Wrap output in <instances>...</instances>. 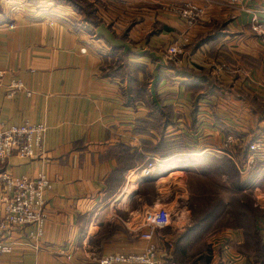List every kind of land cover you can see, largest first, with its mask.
Instances as JSON below:
<instances>
[{"label":"crops","instance_id":"1","mask_svg":"<svg viewBox=\"0 0 264 264\" xmlns=\"http://www.w3.org/2000/svg\"><path fill=\"white\" fill-rule=\"evenodd\" d=\"M111 1L133 3L128 28L106 11L92 28L69 11L18 0L1 7L0 122H43L47 131L42 156L13 153L0 174L44 172L51 187L41 239L31 240V226L8 232L12 251L0 264L139 254L137 230L157 208L169 223L153 232L156 264H264V212L252 218L253 193L264 207V148L253 159L259 170L246 163L248 144L264 139V0ZM186 1L201 13L193 25L169 10ZM181 37L184 50L166 57ZM12 77L24 88L7 98ZM149 157L156 161L141 178ZM212 175L224 178L223 193L207 179L197 199L193 182ZM3 196L0 184V215Z\"/></svg>","mask_w":264,"mask_h":264},{"label":"built area","instance_id":"2","mask_svg":"<svg viewBox=\"0 0 264 264\" xmlns=\"http://www.w3.org/2000/svg\"><path fill=\"white\" fill-rule=\"evenodd\" d=\"M178 15L187 25H191L200 16L199 8L185 2L178 10ZM252 19H254L252 17ZM52 24V22H51ZM180 43H174L166 48L169 56L180 52ZM5 70L0 69V88ZM22 82L12 77L6 86L5 96L11 98L17 91L23 90ZM47 125L43 122L23 121L21 124L5 125L0 122V163L13 153L21 158H36L42 156L43 141ZM264 148V139L258 138L248 144L249 156L246 163L251 164ZM155 157L149 159L140 168V177L149 175ZM139 177V179H140ZM0 184L3 190V213L0 215V256L12 251V243L7 240V233L31 226L33 232L30 238L33 242L39 241L43 235L45 214V194L51 184L44 172L38 173L34 178L25 175H14L3 171L0 174ZM142 227L138 228V238L146 244L139 254H109L98 258L96 264H156L155 246L152 243L153 231L168 225L169 214L164 208H157L143 216ZM68 259V256H65Z\"/></svg>","mask_w":264,"mask_h":264},{"label":"rangeland","instance_id":"3","mask_svg":"<svg viewBox=\"0 0 264 264\" xmlns=\"http://www.w3.org/2000/svg\"><path fill=\"white\" fill-rule=\"evenodd\" d=\"M10 1H14V0H0V10H1V7L2 6H5V4L6 3H9ZM18 1H22L21 3H23V5L25 4L24 6H26L28 8H33V7H37L38 5H40L39 7L41 9H45V10H49V9L52 10V9H54L55 11L57 10L58 11V14L60 16L64 15V12L65 11H69V12L75 14V19L74 18H71L70 20L74 19L75 22L76 21L77 22L81 21L82 23L84 22L86 24H90L92 28L93 27H97L98 25L103 26V11H106V12L110 13L114 17H117V14H118L119 17H124L123 21H120V23L121 22L122 23L125 22V24H121L124 27L123 30L125 28H128L132 24L131 23L132 20H135V18H134L135 15L133 14V12H134L133 6L134 5H133L132 2H120V3L117 4L116 1H111V0H109L108 2L103 1V0H69V2H70V4H69L68 2H66L64 0H39L38 2L36 0H18ZM186 2H189V1H186ZM184 3L185 2H175V3H172V4L168 5L169 6V10L171 11V13L172 14H175L181 20H183V19L179 17L178 10L180 8H182V5ZM189 3L192 4V5H194L196 8H198L195 4H193L191 2H189ZM135 7L138 8V4L137 3L135 5ZM170 7H171V9H170ZM200 17H201V13H200V16L195 20V22L193 24L197 23L198 22V19ZM51 22L53 23V20L52 19H48V23L51 24ZM156 24L157 23H154V24H152L150 26V29L149 30H151V32L155 31L154 29H156L155 28L156 27ZM193 24H191V25H193ZM208 24L210 26V29L204 31L201 34L202 36L203 35L210 34V32H211V24L213 26L214 23H212V21H209ZM182 39H186V38H182V37L179 38V43H180V41ZM186 44H187V39L184 42V44L180 47V52L174 54L173 56H169L168 53L166 52V49H165V55H166V57L168 56V57L174 58L175 56H177L178 54H180L184 50V48L186 47ZM118 59L121 60L120 58H118ZM119 60H117L115 62L117 66L120 65ZM221 165L224 166V167L227 166V165H223V164H221ZM215 168L217 170H219L218 167H215ZM220 170H223V168L220 167ZM258 170H259V168H258ZM229 174H230V171H229ZM211 177H216V176L215 175H212V176H204L203 178H198V181H195V182H197L196 184L193 182V187L195 186L197 188H196V192H194L193 190H191V193L192 194H196L197 195V199H199V196H201V194L205 192V190H203V189H204V186H205V184L207 182V179H209V182L207 183V185L210 182L212 184H214V185L219 184V185H217L219 187L218 189H220L221 193H223L222 186H224V184H225L224 178H223V182L224 183L222 181H221L222 183L221 182L216 183L215 178H212V181H211ZM253 178H255V176H253ZM221 179H222V177H221ZM259 182H260V179H257V178L253 179V182H252L253 192H255L254 191V187ZM209 185H211V184H209ZM228 191H232V190H228ZM209 192L211 193V191H209ZM217 193L218 192H216V188H215L214 194H217ZM213 198H215V197L213 196ZM257 199H258L257 196H255L254 193H253V196H252V200H253L252 201V218H253V223H254V217H257L258 215H260L261 214L260 212H262V213L264 212V210H263L264 207L261 208V207H258L256 205L255 200H257ZM142 220H141L140 226H141V230H144V228L142 227ZM137 235H138V233H137ZM155 255H156V248H155ZM195 257L196 256H189L186 261L187 262L191 261V263H193L196 260Z\"/></svg>","mask_w":264,"mask_h":264},{"label":"trees","instance_id":"4","mask_svg":"<svg viewBox=\"0 0 264 264\" xmlns=\"http://www.w3.org/2000/svg\"><path fill=\"white\" fill-rule=\"evenodd\" d=\"M37 2L39 1V0H36ZM64 1H66V2H68L69 4H70V2H69V0H64ZM150 33H151V31H150ZM211 35H208L207 37H206V39L208 38V37H210ZM205 39V40H206ZM253 164H252V170H253V174H254V172L255 171H257L258 170V168H259V163L258 162H252ZM200 259H202L203 260V262H206L207 261V256H202V258H200Z\"/></svg>","mask_w":264,"mask_h":264}]
</instances>
